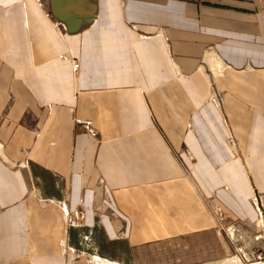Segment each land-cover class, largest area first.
Returning a JSON list of instances; mask_svg holds the SVG:
<instances>
[{
	"label": "crops",
	"instance_id": "1",
	"mask_svg": "<svg viewBox=\"0 0 264 264\" xmlns=\"http://www.w3.org/2000/svg\"><path fill=\"white\" fill-rule=\"evenodd\" d=\"M93 3L69 34L48 0H0V264H156L212 233L211 191L263 222L264 0Z\"/></svg>",
	"mask_w": 264,
	"mask_h": 264
},
{
	"label": "rangeland",
	"instance_id": "2",
	"mask_svg": "<svg viewBox=\"0 0 264 264\" xmlns=\"http://www.w3.org/2000/svg\"><path fill=\"white\" fill-rule=\"evenodd\" d=\"M226 145L235 156L244 163V157L240 152V143L237 137L231 134L227 137ZM185 147L180 151L175 149L174 161L181 167H189L194 170L195 161ZM187 159V163H185ZM211 197L206 198L205 214L212 220V233H196L190 236L176 238L164 243L165 250L159 253L156 264H264V216L262 221L250 223L247 220H232L221 205L215 201L213 191ZM258 196L257 207L261 208L262 194L252 189L250 202L255 203ZM257 200V199H256ZM256 208V205H254ZM64 221V220H63ZM64 226L66 221L63 222ZM64 257L67 260H76L77 256H71L66 250ZM90 262V258H86Z\"/></svg>",
	"mask_w": 264,
	"mask_h": 264
},
{
	"label": "water",
	"instance_id": "3",
	"mask_svg": "<svg viewBox=\"0 0 264 264\" xmlns=\"http://www.w3.org/2000/svg\"><path fill=\"white\" fill-rule=\"evenodd\" d=\"M81 0H48L51 15L61 23L69 34L78 33L90 25L94 19L93 0L88 4L78 5Z\"/></svg>",
	"mask_w": 264,
	"mask_h": 264
},
{
	"label": "built area",
	"instance_id": "4",
	"mask_svg": "<svg viewBox=\"0 0 264 264\" xmlns=\"http://www.w3.org/2000/svg\"><path fill=\"white\" fill-rule=\"evenodd\" d=\"M71 66H72L73 72H76L79 68V63L75 59H72L71 60ZM83 126L89 133H91V134L93 133V129L90 126H88V125H83ZM256 199L258 201L257 195H256ZM61 208H62L61 210L64 212L65 216L68 219L66 221L68 225H73L75 223H78L83 217L82 211H80V210H75L73 212H69L67 210V208L65 207V205H62Z\"/></svg>",
	"mask_w": 264,
	"mask_h": 264
},
{
	"label": "bare ground",
	"instance_id": "5",
	"mask_svg": "<svg viewBox=\"0 0 264 264\" xmlns=\"http://www.w3.org/2000/svg\"><path fill=\"white\" fill-rule=\"evenodd\" d=\"M256 202H257V200H256ZM258 205H259V203H258ZM230 262H231V260H229ZM230 262H229V264H230Z\"/></svg>",
	"mask_w": 264,
	"mask_h": 264
}]
</instances>
